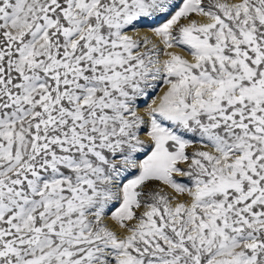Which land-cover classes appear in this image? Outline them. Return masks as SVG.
Returning a JSON list of instances; mask_svg holds the SVG:
<instances>
[{
	"label": "snow or ice",
	"instance_id": "obj_1",
	"mask_svg": "<svg viewBox=\"0 0 264 264\" xmlns=\"http://www.w3.org/2000/svg\"><path fill=\"white\" fill-rule=\"evenodd\" d=\"M0 264H264V0H0Z\"/></svg>",
	"mask_w": 264,
	"mask_h": 264
},
{
	"label": "rangeland",
	"instance_id": "obj_2",
	"mask_svg": "<svg viewBox=\"0 0 264 264\" xmlns=\"http://www.w3.org/2000/svg\"><path fill=\"white\" fill-rule=\"evenodd\" d=\"M141 33V34H140ZM139 33V35L142 37V36H144L145 34H146V30H144V31H141ZM149 35H151L150 33H148ZM178 54H181V55H184V56H188L189 54H188V52L185 50V49H174ZM179 51V52H178ZM184 51H185V53H184ZM188 54V55H187ZM190 58V57H189ZM142 111H143V109H142ZM177 178V180L178 181H181V180H183L184 178L183 177H180V176H177L176 177ZM170 191V190H169Z\"/></svg>",
	"mask_w": 264,
	"mask_h": 264
},
{
	"label": "bare ground",
	"instance_id": "obj_3",
	"mask_svg": "<svg viewBox=\"0 0 264 264\" xmlns=\"http://www.w3.org/2000/svg\"><path fill=\"white\" fill-rule=\"evenodd\" d=\"M141 34V33H140ZM176 49H180V48H176ZM179 52V51H178ZM184 53H185V51H184ZM188 55V54H187Z\"/></svg>",
	"mask_w": 264,
	"mask_h": 264
}]
</instances>
